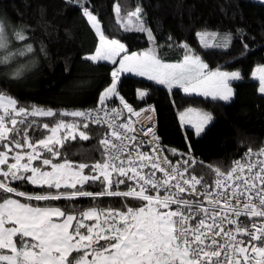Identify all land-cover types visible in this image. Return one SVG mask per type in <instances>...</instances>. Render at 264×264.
Instances as JSON below:
<instances>
[{
    "label": "snow or ice",
    "instance_id": "6c2138e0",
    "mask_svg": "<svg viewBox=\"0 0 264 264\" xmlns=\"http://www.w3.org/2000/svg\"><path fill=\"white\" fill-rule=\"evenodd\" d=\"M74 2L99 37L95 53L84 59L118 63L119 67L111 72L112 81L93 109L56 111L36 105L29 109L0 91V192L17 197L0 196V264H264V147L255 152L249 147L227 171L206 165L213 174L208 183L204 176L190 171L203 161L183 154L186 159L173 163L161 155L165 150L151 127L139 130L152 137L148 141L151 153L143 152L144 142L136 135L131 116L139 118L144 113V119L151 120L147 114L155 109L149 106L136 111L118 91L120 74L135 72L169 89L177 86L185 93L230 101L234 93L229 82L241 79L240 72L207 71L208 64L187 43L176 45L184 51L182 62H165L155 49L125 54L117 61L116 57L126 53L125 45L105 36L98 16L85 6L86 0ZM113 10L125 31L147 32L149 39H154L139 6L123 16L119 3ZM197 36L206 49L230 47L233 39L231 33L199 32ZM29 39L26 27L11 29L10 39L9 25L0 20V65L10 66L18 57L35 55L37 50ZM13 40L23 46L13 51ZM39 52L47 56L42 42ZM26 67H16L11 78L21 77ZM252 75L258 77L259 92L264 94V65ZM146 95L138 91L140 99ZM115 97L122 108L108 107ZM125 109L129 116L121 119ZM29 116L55 121L51 127L42 125L51 134L35 144L29 131L36 121L28 120ZM212 120L210 113L193 108L180 113L181 123L191 125L197 136ZM90 124L107 128L99 140L102 161L77 165L64 158L53 163L39 150L42 147L51 157H61L58 147L67 141L90 139L81 130ZM168 151L177 155L175 149ZM34 161L42 166H35ZM85 169H89L88 174ZM11 181L46 191L27 193L13 187ZM89 183H99L102 190H83ZM119 185L127 190H113ZM19 197L25 198L24 202ZM79 197H124L140 206L125 203L123 210L92 207L79 212L50 206L52 201ZM242 217L248 218L247 225Z\"/></svg>",
    "mask_w": 264,
    "mask_h": 264
},
{
    "label": "trees",
    "instance_id": "16d2710c",
    "mask_svg": "<svg viewBox=\"0 0 264 264\" xmlns=\"http://www.w3.org/2000/svg\"><path fill=\"white\" fill-rule=\"evenodd\" d=\"M116 3L121 7L122 16L139 6L154 39L150 40L147 32L125 31L116 20L113 10ZM85 6L98 16L105 36L123 43L126 53L155 49L165 62L177 63L182 62L184 51L176 45L187 43L208 64L207 71L240 72L241 79L232 85L234 96L230 101L185 93L177 86L169 89L148 77L123 72L118 82L120 95L135 108L153 105L160 146L168 159H186L183 154H190L197 161H203V165L197 163L190 171L211 183L213 174L206 165L227 171L245 147L264 145V94L259 92L258 78L252 75L258 66L264 65V3L255 0H86ZM0 20L9 25L10 39L11 29L26 27L30 37L28 43L37 50L35 55L18 57L10 66L0 65V91L15 98L18 106L29 109L36 105L71 111L98 104V97L110 85L111 72L118 63H94L84 59L95 53L99 40L74 0H0ZM199 32L231 33L233 39L230 47L206 49L199 42ZM41 42L47 56L39 52ZM13 44L15 48L23 46L14 40ZM20 65H26V70L13 80L12 71ZM139 90L147 92L143 99L138 96ZM189 108L213 116L199 136L191 125H183L180 121V113ZM27 119L36 121L29 131L32 143L51 134L42 125L47 123L51 127L55 123L53 118L29 116ZM64 119L73 120L72 117ZM81 130L86 131L90 139L82 141L77 137L75 141H67L62 148L58 147L61 157H51L42 147L39 150L53 163H61L64 158L77 165L102 161L99 140L105 129L90 124L87 130ZM169 149L177 150V155L173 156ZM9 162H13L11 158ZM33 164L42 166L39 161ZM84 172L88 174L89 169ZM10 183L31 194L46 191L30 183ZM83 190L95 193L102 187L99 183H89ZM113 190L127 188L119 185ZM3 195L17 198L15 194L0 192V196ZM18 199L24 202L25 198ZM125 203L131 207L140 206L139 202L124 197L62 199L50 202V206L79 212L92 207L123 210Z\"/></svg>",
    "mask_w": 264,
    "mask_h": 264
},
{
    "label": "built area",
    "instance_id": "2783aa9c",
    "mask_svg": "<svg viewBox=\"0 0 264 264\" xmlns=\"http://www.w3.org/2000/svg\"><path fill=\"white\" fill-rule=\"evenodd\" d=\"M128 104H129V103H128ZM97 105H98V104H97ZM97 105H95V106H90V107H86V108L83 109V110L96 108ZM129 105H131V104H129ZM131 106H132L133 109L136 110V111H140L141 109H146V108H148L149 106H152V107H153V105H151V104H149V105H145V106L140 107V108H135L133 105H131ZM108 107H109V108H112V107L122 108V105L120 104L119 97H115V98L111 99V100L108 102ZM153 108H154V107H153ZM147 115H150V116L152 117V119H151V120H146V119H144L145 114L142 113L141 116H140L139 118H138V117H135V116H131V120L133 121L134 126H135V127L137 128V130H138L137 133H136V135H138L139 138L144 142V143H143V149H142L143 152H145V153H151L152 145H150V144L148 143V141L152 140V137H151L150 135H149V136H145V135H143V132H140L139 130H140V129H144V130L146 131L149 127H151V128L154 130V132H155V136L158 138L159 146H160V138H159V136H158V134H157V122H156V114H155V111H154V112H151V113H148ZM128 116H129V114L127 113V110L125 109V110H124V113H123V117H122L121 119H126V118H128ZM140 121H142V123H141ZM91 125H94V124H91ZM96 126H98V125H96ZM101 127H103V128L105 129V132L107 131V128H106L105 126H101ZM105 132H104V133H105ZM160 147H161V146H160ZM261 147H264V145H263V146H260V147H256V148H254V147H250V148H252V150L255 152V151H258ZM248 148H249V147H245V148L241 151L240 155L238 156V158H237L236 160H240V159L243 157V154L248 150ZM161 155L166 156V155L164 154V152H162ZM169 160H170V159H169ZM182 160H184V159L175 160V161L170 160V161H172L173 163H176V161H182ZM157 175L159 176L160 174L157 173ZM241 219L244 221L245 225L248 224V222H249V221H248V218H244V217H242Z\"/></svg>",
    "mask_w": 264,
    "mask_h": 264
},
{
    "label": "rangeland",
    "instance_id": "374dc122",
    "mask_svg": "<svg viewBox=\"0 0 264 264\" xmlns=\"http://www.w3.org/2000/svg\"><path fill=\"white\" fill-rule=\"evenodd\" d=\"M255 1H258V2H261V3H264V0H255ZM95 31V30H94ZM148 35V34H147ZM98 37V36H97ZM98 40H99V37H98ZM16 43H17V41H15ZM16 50V48L14 47L13 48V51H15ZM0 51H2V50H0ZM133 53H135V52H133ZM143 53V52H142ZM125 54H128V55H130L131 53H122L121 54V56H119V57H116V59L119 61V59H121L122 58V56L123 55H125ZM119 67V64H118V66L117 67H115V68H118ZM114 68V69H115ZM113 69V70H114ZM14 70V69H13ZM221 71H228V72H232V71H238V70H221ZM13 72V71H12ZM239 72V71H238ZM133 73H135V72H133ZM123 74V72L120 74V76ZM145 77H147V76H145ZM258 78V77H257ZM236 81H238V80H235V81H230L229 82V87L232 89V85H233V83L234 82H236ZM175 87V86H174ZM140 91V90H139ZM198 95H201V96H203V97H206V98H212L211 96H204L203 94H200V93H197ZM184 125V124H183ZM50 169V168H49ZM86 174V173H85Z\"/></svg>",
    "mask_w": 264,
    "mask_h": 264
}]
</instances>
